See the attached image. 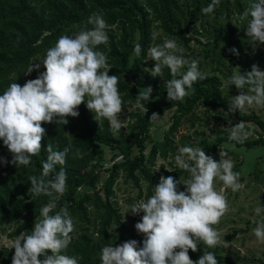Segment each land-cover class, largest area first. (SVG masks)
<instances>
[{
    "label": "trees",
    "instance_id": "trees-1",
    "mask_svg": "<svg viewBox=\"0 0 264 264\" xmlns=\"http://www.w3.org/2000/svg\"><path fill=\"white\" fill-rule=\"evenodd\" d=\"M209 2L0 0V92L11 82L23 85L26 80L36 78L35 70L27 75L24 73L30 63L42 60L46 50L55 44L59 36L74 35L82 29L91 28L86 23L87 17L102 13L109 25L106 30L108 41L106 45H97V50L106 53V66L110 67L107 74H115L118 78L117 89L122 99V109L134 108L127 114L126 126L121 127L120 133L116 135L110 132L107 120L90 116L83 101L77 106L78 115L66 116L65 124H56L57 118H53L52 122H41L45 129L40 141L41 150L31 157L28 166L16 167L8 163L11 154L0 141V157L5 161L0 164V232L5 233L9 229L6 237L14 241L22 231L30 234L32 225L40 218L39 210L49 197L33 196L28 177L40 175L41 162L47 156L46 146L52 145L54 150L69 148L62 166L66 173V191L52 210L55 212L61 207L66 208L74 221V231L70 234L72 239L64 254L77 257L78 264H100V249L105 245L112 244L115 247L134 239L137 247L141 246L143 234H138L134 229V224L140 218L132 217L131 225L125 226L118 208L112 202L117 179L122 175L125 181L131 182L137 189L140 181L145 182V192L142 194L139 190L138 198L143 196L146 201L154 193L153 186L157 184L160 174L177 180L187 178V171L175 166L169 172L161 165L159 173H155L152 170L155 158L159 156L165 159L174 151L173 137L182 119L192 115L197 107L207 112L212 109L227 112L229 107L221 98V82L213 76L197 80L192 90L180 101H169L164 88V81L172 78L168 69L162 70L161 77L145 76L147 50L155 39V42L159 39L154 38L153 31L158 29L162 36L176 39L187 48L194 39L189 35L202 37L206 40L205 45L194 41L201 46L204 62L216 59L222 64L230 60L231 67L235 63L241 74L250 71L253 64L259 68L264 61V53L253 52L254 44L249 43L245 35L247 17L244 13L250 6V0H232L231 5L226 0H220L212 13H201L200 9ZM137 42L141 45L140 56H135L132 51ZM261 43L264 47V42ZM233 47L238 55L228 51ZM149 86L152 92L150 100L145 103L144 113V101L140 100L139 94ZM170 111L168 129L161 140L152 141L151 129L159 126L163 116ZM152 113L160 117L149 120ZM227 113L243 123L252 124L259 134L256 139L244 142L230 140L227 134L213 140L201 137L198 145L206 155L212 154L218 159L223 144L244 147L247 152L253 148L264 149V120L236 110ZM207 121L203 122L204 125H208ZM148 145L150 149L146 153ZM106 150L111 157L109 166L104 168ZM117 157L120 159L117 160ZM253 168L252 158V164L244 172L248 173ZM261 183L264 184V180ZM204 251L213 252L217 264H232L217 250L206 248L202 242L198 243L195 252L188 250V256L195 261ZM13 252L12 248H0V264H11ZM47 254H51L50 251L46 250Z\"/></svg>",
    "mask_w": 264,
    "mask_h": 264
},
{
    "label": "clouds",
    "instance_id": "clouds-1",
    "mask_svg": "<svg viewBox=\"0 0 264 264\" xmlns=\"http://www.w3.org/2000/svg\"><path fill=\"white\" fill-rule=\"evenodd\" d=\"M219 2L210 0L200 9L201 13H212ZM244 15L249 43L264 42V0H250ZM86 23L92 27L74 35L59 36L39 63L27 66L25 75L43 65L44 71L38 72L36 78L26 80L23 85L11 82L0 92V141L11 154L8 163L16 167L28 166L31 157L41 150L40 141L45 134L41 122L48 123L57 118L56 124L67 123L65 117H76L77 106L82 101L96 119L107 120L112 135L120 133L123 119L118 115L122 109L118 78L115 74H107L110 67L106 66V53L96 47L107 44L109 25L102 13L89 15ZM132 51L135 56H140V43L134 44ZM228 51L238 55L234 47ZM183 52L184 49L172 39H165L147 50L145 60L154 63L145 71L152 77H161L162 70L167 68L172 77L164 81L169 101H180L197 80L206 78L197 61L187 60ZM225 86H234L238 90V94L232 96L227 112L264 108V70L257 65H251L250 71L243 74L239 71L230 73ZM144 89L139 95L144 101L142 111L145 113V103L150 100L152 89L150 86ZM159 117L152 113L149 120ZM246 135L243 122L231 126L230 140L239 142ZM46 151L40 175L30 176L28 181L33 196L46 195L49 199L41 206L40 218L32 225L30 234L22 231L12 242L11 264H78L77 257L64 254L72 239L73 218L63 207L52 212L56 201L66 191V173L62 166L69 148L54 150L52 145H47ZM219 157L214 160L199 147H180L174 156V165L186 170L188 178L181 182L172 176L161 175L153 186L154 193L126 211L132 215L142 213L134 224L136 232L143 234L141 246L137 247L134 239L115 247L105 245L100 249V264H217L211 251H204L193 261L188 250L195 252L199 242L209 248L222 243L221 234L213 225L218 224L229 207L224 190L237 192L243 188L227 153L219 152ZM4 162L0 157V164ZM216 181L222 182L223 187L219 190L214 186ZM178 184L185 186L182 191L177 189ZM253 212L260 218L255 221L252 234L257 242L264 243V205L259 203ZM46 250L51 254L46 255Z\"/></svg>",
    "mask_w": 264,
    "mask_h": 264
},
{
    "label": "rangeland",
    "instance_id": "rangeland-1",
    "mask_svg": "<svg viewBox=\"0 0 264 264\" xmlns=\"http://www.w3.org/2000/svg\"><path fill=\"white\" fill-rule=\"evenodd\" d=\"M231 5L232 0H226ZM236 19V18H234ZM237 23V21H235ZM197 25V24H196ZM197 30L199 31L198 27ZM154 38H159L157 42L152 44H161L165 39L175 40L176 43L184 49L183 56L191 61L196 60L198 68L205 73L206 76H213L219 79L221 82L222 90V100L230 106V101L232 96L238 94V90L234 86H225L226 76L231 74H236L238 71L241 73L235 63H232L230 60H225L224 63H218L216 59H207L205 62L202 60L204 55L202 53L201 46L195 43L194 40H198L200 44L205 45L206 40L202 37H195L189 35L188 37L194 38L190 42L189 47H185L180 41L173 39L171 37L162 36L160 31H153ZM253 52L264 53V47L262 43L254 44L252 47ZM250 57H253L250 56ZM36 60L33 64L39 63ZM153 63L152 60H145V69L149 68ZM260 70H264V61L260 63ZM36 76L38 72L44 71L43 65L38 69H35ZM149 73L145 71V76L148 78ZM245 91V90H244ZM246 92V91H245ZM87 99V98H86ZM134 109L133 107L127 109H121V112L118 114L120 119H123V127L126 126L128 121V112L129 110ZM90 111V110H89ZM173 111V110H172ZM165 114L157 127L151 129L152 141H159L162 138L163 133L168 129L171 122V113ZM202 107H197L192 115L184 117L181 121L178 131L173 137L174 144V153L168 155L165 159L157 156L155 158V163L152 170L155 173H159V168L161 165L167 169L174 167V156L178 153L180 147L189 146V147H199L198 142L201 137L207 140H213L218 136H224L231 131V126H234L236 123L240 122L235 117H230L229 114L221 110H210L206 113ZM238 112V111H237ZM241 114H254L260 119L264 120V108H247L244 111H239ZM90 116L94 117V114L90 111ZM209 117V118H207ZM195 119L197 121H195ZM208 120V125H204V121ZM194 122L193 126L191 123ZM244 131L247 133L246 136H243L239 142H244L246 140L256 139L259 132H256V128L253 127L250 123H243ZM200 148V147H199ZM150 145L147 146L146 153L149 151ZM219 152L227 153V158H230L233 161V171L239 173V180L243 184V188L237 192H232L229 189H225V195L228 202V209L224 215L220 218L218 224L213 225L221 234L222 243L217 245L214 248H209L204 245L206 248L217 250L221 256H224L232 264H264V243L257 242L255 237L252 234V229L255 227V221L260 217L256 216L253 212V209L261 203L264 205V200L262 199L263 187L264 184L261 183V180H264V149L253 148L247 150L243 148H237L234 144H223L220 147ZM214 160H219L214 157V155L209 154ZM111 154L106 150L104 168L109 166V159ZM252 158L254 160V168L249 170L248 173L244 172V169L248 165L252 164ZM158 168V169H156ZM161 176V174H160ZM188 178V177H187ZM186 178L180 179L181 182ZM155 183V182H154ZM158 183V182H157ZM214 186L219 190L223 187L222 182L216 181ZM139 189L135 188L133 184L129 181H125L122 175L117 179L113 187V199L112 202L118 208L122 222L125 226H130L132 223V217L136 219L140 218L141 214L132 215L130 211L126 212L128 208L140 201H145V198L142 196L138 198L139 190L144 194L146 183L140 181L138 183ZM183 184H178L177 189L182 191L184 189ZM9 232V229L5 233L0 232V248L10 249L13 240L6 237V234ZM228 238V239H225ZM203 243V242H202Z\"/></svg>",
    "mask_w": 264,
    "mask_h": 264
},
{
    "label": "water",
    "instance_id": "water-1",
    "mask_svg": "<svg viewBox=\"0 0 264 264\" xmlns=\"http://www.w3.org/2000/svg\"><path fill=\"white\" fill-rule=\"evenodd\" d=\"M261 197H262V199L264 200V187H263V194H262Z\"/></svg>",
    "mask_w": 264,
    "mask_h": 264
}]
</instances>
